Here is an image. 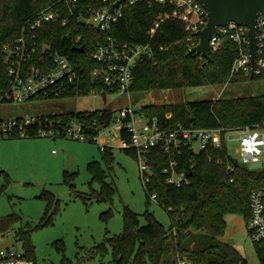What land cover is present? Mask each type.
Returning <instances> with one entry per match:
<instances>
[{
	"label": "trees",
	"instance_id": "1",
	"mask_svg": "<svg viewBox=\"0 0 264 264\" xmlns=\"http://www.w3.org/2000/svg\"><path fill=\"white\" fill-rule=\"evenodd\" d=\"M54 1L0 0V81L7 79L5 45L14 44L25 23ZM95 2V5L100 4L99 0ZM176 11L177 7L173 4L157 1L152 4L147 1L126 4L123 15L108 33L121 41L150 42L153 45L154 56L140 59L135 66L133 92L142 95L188 86L264 79V69L255 73L253 78L251 71L245 74L242 69L234 70L239 49L229 35L223 36L222 46L211 53V59L189 53L197 39L187 41V37L192 34L191 23L177 18ZM156 21L160 24L154 36H151L149 33ZM44 28L45 31L40 34L42 41L80 61L88 93L93 88L109 92L106 85L93 81L91 75L98 66L91 53L96 43L104 39L106 34L91 26H79L72 30L73 35H83L86 50L81 52L73 50L66 36L69 31L67 27L46 23ZM139 112L156 118L162 127L168 129L178 124L234 129L264 121V94L149 103L142 105ZM114 115L115 111L107 107L95 110L69 109L48 114L52 119L60 118L66 122L73 117H86L88 121H97L101 126L110 125ZM17 118L20 120L21 116ZM4 120L0 118V125ZM37 128V125L32 126L28 130V137L38 136ZM121 131L123 137L129 139L128 130L122 128ZM1 137L23 136L16 129L10 136L0 133ZM121 148L137 158L134 149ZM102 152L107 163L113 162V146H108ZM147 156L153 171L149 190H146L147 203L152 199L151 193L156 192L157 201L170 215L171 225L165 227L148 209L142 214V220L137 211L126 205L122 232L107 237L96 249L101 252L110 249L113 264H178L179 259H187L191 264H248L232 244L222 243L220 237L227 229V215L239 214L249 218L250 196L264 182V167L245 166L239 158L228 152L225 141L219 147L210 143L200 151L187 146L180 153H168L161 145H154ZM172 160L177 161L176 170L185 172L189 183L177 186L167 181L168 172L165 168ZM87 169L91 172L92 180L102 184L101 189H95L92 196L98 199L112 198L117 188L107 181L108 173L101 162L91 160ZM74 177L75 172L65 171L64 181L71 187L75 186ZM46 198L48 204L38 226L51 222L59 209L54 194L47 193ZM21 219L16 213L0 217V234L12 231L15 238L23 240L27 254L35 259L31 230L24 227L13 229L14 224ZM261 264H264L263 256Z\"/></svg>",
	"mask_w": 264,
	"mask_h": 264
},
{
	"label": "built area",
	"instance_id": "2",
	"mask_svg": "<svg viewBox=\"0 0 264 264\" xmlns=\"http://www.w3.org/2000/svg\"><path fill=\"white\" fill-rule=\"evenodd\" d=\"M95 1L56 0L25 23L16 42L5 45L4 62L7 67V79L0 81V103L65 99L88 94V84L81 71L80 61L41 40L40 34L45 31L43 26L46 23L67 27L69 31L66 36L72 45H85V50L83 35H73L72 30L79 26L84 28L91 26L106 34L104 39L96 43L91 53L92 58L98 63L91 75L93 81L106 85L109 92L122 94L133 92L134 69L138 61L155 54L150 42H125L108 34L123 15L126 4L142 1H147L149 4L156 1L173 4L177 7L175 16L191 23L192 34L187 37V41L197 39L198 43L199 38L195 32L207 24V10L198 0H99V5H95ZM159 24V21L155 22L154 28L149 33L151 36H154ZM257 29L259 42L256 73H260L264 69V10L258 16ZM224 35H229L238 45L239 56L234 64V70L242 69L248 74L251 71L248 27L233 21L218 26L217 32L209 42L210 53L222 46ZM103 91L93 88L90 92L102 96ZM109 92L106 91L105 102L108 100ZM141 107L132 105L123 107L114 115L113 121L108 126L98 125L94 120L88 121L86 117H73L67 122L60 118L52 119L48 114L21 116L20 120L15 117L3 121L0 125V133L10 136L18 129L21 136H28L30 135L28 130L37 125L38 136L70 137L99 142L101 150L114 146L112 141L118 140L122 147L137 152L141 178L146 190H149V182L153 174L147 155L154 145H161L168 153L174 151L180 153L187 146L194 151H200L210 143L219 147L225 141L228 152L233 155L229 142L239 140L236 150L240 162L249 168L264 167V121L234 129L182 124L168 129L162 127L156 118H150L139 112ZM115 123L121 124L118 132L109 129ZM122 128L128 130L129 139L123 137ZM103 133L109 137L102 136ZM176 165L177 161L172 160L165 168L168 172L167 181L177 186L189 183L188 176L185 172H178ZM151 198L157 200V193H151ZM247 227L253 241L264 247V182L251 193ZM9 237L14 238V244L0 245V264H37L26 250H19L15 246L12 231L0 234V241ZM178 264H191V262L187 259H179Z\"/></svg>",
	"mask_w": 264,
	"mask_h": 264
},
{
	"label": "rangeland",
	"instance_id": "3",
	"mask_svg": "<svg viewBox=\"0 0 264 264\" xmlns=\"http://www.w3.org/2000/svg\"><path fill=\"white\" fill-rule=\"evenodd\" d=\"M251 94H264V79L188 86L142 95L109 92L107 102L99 94L89 92L74 98L0 103V118L105 107L118 114L123 107L131 105L140 107L149 103ZM120 125L115 123L109 129L118 132ZM102 136L109 137L105 133ZM112 142L114 160L109 164L99 142L51 136L0 138V217L10 213L21 216V221L14 224L13 229L24 227L31 230L37 264H113L111 250L101 252L96 246L107 237L122 232L126 205L137 211L142 220V214L148 209L165 227L171 225L169 213L157 200L151 199L147 203L138 159L124 151L118 140ZM238 146L239 140L229 142L232 154L240 158L236 150ZM95 159L108 173L107 181L117 188L112 198L92 196L102 185L92 180L87 169L88 162ZM65 171L75 172L74 187L64 181ZM47 193L54 194L59 209L51 222L38 226L48 204ZM226 219L227 229L220 241L232 244L248 264H261L264 247L251 238L247 219L239 214H229ZM15 246L26 250L20 238H15Z\"/></svg>",
	"mask_w": 264,
	"mask_h": 264
},
{
	"label": "water",
	"instance_id": "4",
	"mask_svg": "<svg viewBox=\"0 0 264 264\" xmlns=\"http://www.w3.org/2000/svg\"><path fill=\"white\" fill-rule=\"evenodd\" d=\"M207 10V24L195 32L199 41L189 49V53L199 54L207 59H211L209 52V42L211 37L217 32L218 26L236 22L248 27L249 51L251 78L257 70L258 58V29L257 19L264 10V0H198ZM75 51H85V45L73 46ZM94 80V78H93ZM106 101V91L102 92ZM14 238L9 237L0 241V245L12 246Z\"/></svg>",
	"mask_w": 264,
	"mask_h": 264
},
{
	"label": "crops",
	"instance_id": "5",
	"mask_svg": "<svg viewBox=\"0 0 264 264\" xmlns=\"http://www.w3.org/2000/svg\"><path fill=\"white\" fill-rule=\"evenodd\" d=\"M23 116V115H22Z\"/></svg>",
	"mask_w": 264,
	"mask_h": 264
}]
</instances>
